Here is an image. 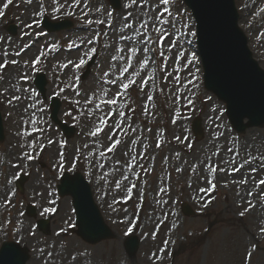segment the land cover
Masks as SVG:
<instances>
[{
  "label": "rangeland",
  "instance_id": "374dc122",
  "mask_svg": "<svg viewBox=\"0 0 264 264\" xmlns=\"http://www.w3.org/2000/svg\"><path fill=\"white\" fill-rule=\"evenodd\" d=\"M6 2L0 0V10H3L0 15V64H6L0 71V92L5 93L0 96L4 132V140L0 143V228L3 230L0 237L17 241L29 249V264H264V185L257 187L264 179V172H260L264 168L255 171L254 178L252 171L247 176L243 172L228 175L241 165L236 162L238 153L245 160H242L245 173L254 166L257 169L255 162L264 158V129L255 128L236 135L226 120L224 105L203 89L194 53V24L182 0H171L168 5L171 12L167 25L169 37L162 48L153 45L155 50L149 51L148 67L139 71L145 54L142 47H138L132 67L120 81L115 77L121 74L122 67L127 66L126 54L133 47L127 41L121 42V37L134 35L135 28L146 18L152 21L149 29L156 26L155 17L162 10L160 0H136V3L121 0L119 12L112 11L106 0H31V3L14 0L5 8ZM141 4H147V7H139ZM235 4L239 27L248 38L253 58L264 69V0H235ZM72 5L76 6L70 7ZM152 8L156 11H151ZM129 13L130 19L126 21L124 17ZM41 15L53 19L70 15L83 32L45 35L38 26ZM89 20L93 23L89 24ZM129 22L133 28L120 32ZM9 24L17 28L16 37H10L4 31ZM185 24L189 29L184 27ZM93 30L100 33L97 38L93 37L97 49L93 44L90 47ZM183 30L189 32V47L181 41ZM175 36L179 39L169 53L166 49ZM152 37L156 39L155 33ZM77 45L79 50L71 57L61 51ZM118 48L124 51L118 52ZM93 49L98 56L92 68L93 75L82 81L85 65L82 68L75 66L81 59L88 62L87 55ZM180 52L184 56L176 64L175 57ZM161 53L169 57L164 71L160 70L164 64ZM189 56L196 64L185 69ZM38 57L40 63L33 68ZM65 64L67 68L62 67ZM174 68L180 71L176 72ZM32 72L44 73L47 95L60 98V119L76 128V136L71 140L62 138L49 123L46 104L36 99L33 93L27 99L35 103L26 106L23 89L28 88L26 79L32 76ZM149 73H152V79L141 92L139 85ZM193 74L195 82L188 84ZM177 75L181 77L179 81L175 80ZM131 76H136L134 86L126 93H119ZM105 80L109 83L105 84ZM117 95L122 96L118 105L126 107L109 108L103 104V112L95 109V104L101 103V96L107 100ZM148 95L153 97L151 102ZM17 96L20 99L15 100ZM90 97L94 101L92 104L88 103ZM146 103L148 109L144 108ZM108 111H112L116 119L123 112V118L133 128L126 131L127 143L122 149L114 150L101 160L100 153L106 152L114 140L100 149L93 145L102 143L109 129L96 137L91 133L97 131L99 117ZM115 118L110 120L111 126H115ZM194 118L201 119L203 133L199 141L194 139L190 130ZM40 132L49 141L63 146L62 150L68 153L66 160L58 159L56 145L36 157ZM129 134L133 136L131 139ZM26 139L29 140L28 148ZM134 139L135 144L132 143ZM22 155L33 158L36 163L24 167ZM133 158L134 163L130 164ZM74 159L77 164L72 166ZM100 163L104 164L103 168ZM213 167L216 172L211 171ZM71 170L80 172L90 181L94 194L103 202L100 210L110 227V240L88 245L78 241L69 231L60 236L63 227L70 223L72 209L69 202L65 203L67 212L64 217L67 218L63 222L60 223L59 214L48 219L47 235L34 227L38 217H49L45 210L49 212L54 196V187L51 189L50 185L58 183L56 181L63 171ZM105 172L109 175L104 176ZM126 173L129 179L123 180ZM19 174L28 176L22 193L13 186ZM209 180L215 185L214 191L211 194L201 192V189L211 188ZM118 181L123 183L118 186ZM129 187L133 188L130 204ZM183 204L194 215L184 216L180 207ZM29 205L36 208V220L23 214ZM136 207L142 212L137 226L133 225ZM20 220L26 222L23 237L14 228ZM129 229L141 241L140 248L132 256L123 247Z\"/></svg>",
  "mask_w": 264,
  "mask_h": 264
},
{
  "label": "snow or ice",
  "instance_id": "6c2138e0",
  "mask_svg": "<svg viewBox=\"0 0 264 264\" xmlns=\"http://www.w3.org/2000/svg\"><path fill=\"white\" fill-rule=\"evenodd\" d=\"M14 0H7L6 4L4 5L5 8H7L9 5L13 4ZM27 3H31V0H26ZM55 2V0H54ZM171 0H160V5L162 6V10L158 12V14L156 15L155 17V25L154 27H152L151 29H149V24L152 23L151 20L149 19H144L143 22L139 23V25L135 28L134 32L135 34L134 35H123L121 37V42H124V41H127L129 43L132 44V48L128 49L127 51V66L125 67H122L120 69V75L119 76H116L115 79L117 81H120L124 78L125 74L129 72V69L132 67L133 65V57L137 55V51L136 49L138 47H142V50L145 54V61L143 63L140 64L139 66V71H143L145 68L148 67V64L150 62V57H149V51L150 50H155L153 49V45H155V48H162L165 44V42L168 40V37H169V33H168V30H167V25H168V17L171 16V12L169 11L168 9V5L170 4ZM132 3H136V0H132ZM76 5H72L70 7H75ZM131 5H127L126 7H130ZM139 7H147V4H141V5H138ZM151 11H156V8H152L150 9ZM3 14V10H0V15ZM87 13H85L86 15ZM130 13L128 16H125L124 19L127 21L130 19ZM148 13L145 12L144 13V16L147 17ZM89 24L93 23V21L89 20L88 21ZM96 23H102V21H97ZM110 27V24L108 25ZM28 27H32V25H29ZM133 28V24L131 22L127 23L124 25V27L122 29H120V32H125V30L127 29H132ZM152 33H155V36H156V39H153L152 37ZM193 35H195L193 33ZM138 37H142L143 39H138ZM179 37L178 36H175L173 39H172V44L171 46L167 47V51L169 53H171L173 51V46L176 45L177 41H178ZM90 43H95V41H91ZM77 47H79V45H77ZM118 52H123L124 49L123 48H118L117 49ZM94 52L95 50L93 49L92 50V53L88 54L87 55V60H91L93 58V55H94ZM184 56V53L183 52H180L179 55H177L175 57V63L176 64H179L180 61H181V58ZM161 59L163 60L164 64L161 65V68L160 70L161 71H164L165 70V65L167 64L168 60H169V57L168 56H164L163 53H161ZM87 61L84 60V59H81L80 62L78 64H76V68H82L85 63ZM40 63V58L38 57L32 64V67L33 68H36V66ZM194 63V60L191 56H189L187 58V64L184 65V68L187 69V66ZM6 67V64H0V71H2L4 68ZM63 68H67L68 65L65 64L62 66ZM75 71V69H73ZM174 71L176 72H179L180 69H175L174 68ZM105 75L107 76L108 73H105ZM170 75V74H169ZM152 79V73H149L148 74V77L143 79V82L140 83L139 87H140V91L143 92L145 90V86L148 85L149 83V80ZM181 79V77L179 75H177L175 77V80L176 81H179ZM195 82V75L193 74L192 78L189 79L188 81V84H193ZM105 84H108L109 81L108 80H105L104 81ZM136 83V76H131L129 78V83H124L123 86L119 89V93L123 94V93H126L130 87L132 85H134ZM184 87H188V85H184ZM16 91H19V89H16ZM24 91H28L27 89H24ZM107 93V90H105V95ZM5 95V93L3 92H0V96H3ZM77 95H79V93L77 92ZM20 99V97H15V100H18ZM122 99V96L121 95H117L115 98H110V99H107L105 100L103 96L100 97V100H101V103H96L95 104V109L97 111H101L103 112L104 109L102 107L103 104H107L109 108H112L113 106H118V107H126V105H118V100ZM153 99L152 95H148V101L151 102ZM94 101L93 99L90 97L88 99V103L89 104H92ZM10 103H14V101H10ZM148 104L146 103L144 105V108L145 109H148ZM133 111H135L133 109ZM120 118L123 119L124 117V113L121 112L120 114ZM113 119V112L112 111H108L107 113H105L104 115L100 116L99 117V120H100V124L97 125V131H94L91 133L92 136L96 137V136H99L101 132L104 131L105 127H110V125L108 124V121L109 120H112ZM120 119H117L116 120V126L117 128H119L120 126ZM175 123V121H173ZM32 123L35 124L36 123V120L33 119L32 120ZM133 131H135V129H133ZM126 134V132H125ZM26 135H32V133H26ZM116 137L115 138V141L111 143V145L107 148L106 152H101L100 155L101 156H104V157H107L108 154L110 153H113L114 150H116L118 148V146L120 145L121 143V140H120V136L117 135V132L116 130L114 129L112 134L108 136V139L109 141H112L113 140V137ZM133 144L136 143L135 140L132 141ZM157 148L160 147V144L157 143ZM96 147H100L99 145H96ZM129 151H132V149H129ZM25 155H28L29 157H31V154L30 153H26ZM23 159V157H21ZM141 158H143L142 154H141ZM235 159V158H233ZM130 164H133L134 163V158L133 160L129 161ZM248 163H251V161H248ZM101 168L104 167V164L103 163H100L99 165ZM116 165H114L115 167ZM13 167H16V165H13ZM244 165L241 164L240 167L236 168L234 172H230L229 175H235L236 172H239L241 168H243ZM131 169H129L130 171ZM212 172H216L217 169L215 167H213L211 169ZM254 175V173H252ZM109 173L108 172H105L104 173V176H108ZM129 177L127 175V173L124 175L123 177V180H128ZM123 181H118L117 184L118 186L120 184H122ZM243 183V181L241 182ZM208 184L211 186L210 189H201V192H205V191H208L209 194H211L212 191H214V188H215V185L213 184L212 180H209L208 181ZM261 185H264V179H262L258 184H257V187L261 186ZM132 191H133V188L132 187H129L127 189V193L129 195V198H131V194H132ZM9 199H11V197H9ZM124 202H127V201H124ZM208 203H211V201H208ZM250 211V209H248ZM47 209L45 210V212L47 213ZM131 231V229H129V232ZM127 234V233H126Z\"/></svg>",
  "mask_w": 264,
  "mask_h": 264
},
{
  "label": "water",
  "instance_id": "95a60500",
  "mask_svg": "<svg viewBox=\"0 0 264 264\" xmlns=\"http://www.w3.org/2000/svg\"><path fill=\"white\" fill-rule=\"evenodd\" d=\"M220 2L219 3H212L210 4V6H208L206 8L207 14L210 18V24H211V28H210V32L211 33H219L220 30L226 25L228 24L229 26V31H228V37H230L231 39H234V37L232 36V23H234V20L232 19L231 15L228 18L229 12H228V8L224 7V4L221 0H218ZM232 52V51H231ZM233 52H237L238 55L241 56V52L239 47L237 46L236 51ZM240 62H244L243 60H240V58L238 57ZM247 61H245L246 63ZM248 63V62H247Z\"/></svg>",
  "mask_w": 264,
  "mask_h": 264
}]
</instances>
